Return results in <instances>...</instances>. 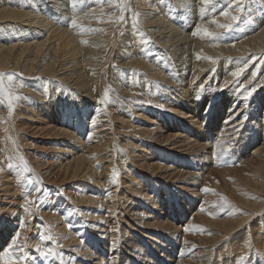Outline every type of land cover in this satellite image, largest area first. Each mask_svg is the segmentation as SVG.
I'll return each instance as SVG.
<instances>
[{
  "label": "bare ground",
  "instance_id": "6f19581e",
  "mask_svg": "<svg viewBox=\"0 0 264 264\" xmlns=\"http://www.w3.org/2000/svg\"><path fill=\"white\" fill-rule=\"evenodd\" d=\"M145 1L0 0V264H264V0Z\"/></svg>",
  "mask_w": 264,
  "mask_h": 264
},
{
  "label": "snow or ice",
  "instance_id": "6c2138e0",
  "mask_svg": "<svg viewBox=\"0 0 264 264\" xmlns=\"http://www.w3.org/2000/svg\"><path fill=\"white\" fill-rule=\"evenodd\" d=\"M78 2V0H72V4H73V7H75L76 3ZM79 2L83 3V0H79ZM108 2H112V0H108ZM204 4H208L209 3V0H203ZM233 5H229V7H232ZM235 7L237 8H241V5L240 4H236ZM124 11H130V9H128L126 6H121V12L123 13ZM223 15L227 16L229 15V13L227 11L225 12H222ZM136 16L138 17V14H136ZM232 19L233 20H237L238 17L236 16H232ZM118 20L120 22H123L125 20V16L122 14L120 17H118ZM133 23L136 24L138 23V20L137 19H134L133 20ZM69 25L71 27H74V28H82L83 26L80 25L77 21V19L75 18H72L70 21H69ZM220 27L222 28H225V29H231L232 25L230 24H224V25H220ZM200 32H202L205 36H211V37H218L219 35L221 34H216V33H212V32H209L207 29H198L197 30V33H194V34H199ZM82 43H87L86 41H82ZM207 59H211V57H206ZM234 76L236 77H239L241 75V72H236V73H233ZM7 77V80L9 82V91L7 93H5V85H4V78ZM14 77H15V74L13 73H3V72H0V96H5L6 100H7V105H8V109H9V112L8 114L11 115L12 113V109H13V101L14 100H18L19 99V96H16L14 95L11 91H10V87H11V82L14 80ZM254 91V90H253ZM252 95V91H247L246 90V95H245V100H247L249 97H251ZM105 96L107 97L108 96V92L105 93ZM120 151H123V149H121ZM20 161H21V170L22 172L24 173H29V172H32L33 170L30 168V166L28 165L27 161L23 158V156H20ZM10 167L12 165H9ZM117 175V170H113V176L115 177ZM28 184L32 186V190L36 191L37 193H40L41 192V187L40 185L42 184V181L39 180V179H32V178H28L27 180ZM205 192H209V191H212L211 189H204ZM225 204L227 203V200L225 198L224 200ZM186 231L188 230L187 228L185 229ZM203 230V229H201ZM17 236H19V233H17ZM48 239H51V237L49 236ZM13 245L16 244V240L14 239L13 240ZM39 250V249H38ZM52 253L50 252H41L40 255L42 256H45L46 258ZM5 255H7V253H5Z\"/></svg>",
  "mask_w": 264,
  "mask_h": 264
},
{
  "label": "rangeland",
  "instance_id": "374dc122",
  "mask_svg": "<svg viewBox=\"0 0 264 264\" xmlns=\"http://www.w3.org/2000/svg\"><path fill=\"white\" fill-rule=\"evenodd\" d=\"M147 1V0H146ZM145 1V2H146ZM157 0H155V2H156ZM194 2H193V5H195L194 3H195V0H193ZM148 2V1H147ZM197 3H199L200 4V2H196V4ZM215 4H216V2H215ZM182 5V4H181ZM223 5V6H222ZM228 4L225 2V0H223L222 2H221V4H220V7L222 6V7H226ZM197 6H199V5H197ZM142 7H146V5L144 4V5H142ZM262 7V5H255V4H253V8H257V9H259V13L260 12H262V9H260ZM143 10V9H142ZM206 10V9H205ZM205 10H204V12H205ZM222 9L220 8L219 9V11H221ZM59 11V10H58ZM173 12H172V14H171V16L169 17V20L171 21V22H173V23H180L181 22V20H182V11L183 12H185L186 13V15L188 14V13H191V8L190 7H185V8H183V7H179L178 8V6H176L173 10H172ZM243 11H244V9H243ZM243 11H241V13L239 14L241 17H242V20H244V16H245V13L243 14ZM144 12V11H143ZM209 12V11H208ZM208 12H206V13H208ZM257 14H258V12H257ZM177 18H179V19H181V20H176ZM194 19V18H193ZM183 21H185L184 19H183ZM257 22H258V19H255V24H253V28H255L257 25H259V24H257ZM254 23V22H253ZM148 45H150V42L148 43ZM147 48H150V49H148V52H149V56L150 57H156L158 54H157V52L155 51V50H153L154 48H152L151 46H149V47H147ZM155 49H157V48H155ZM158 56H161V55H158ZM162 62V61H161ZM162 63H167V61L165 60V61H163ZM107 64H109V65H111L112 64V62L110 61V59H108L107 60ZM86 150H88V149H86ZM84 151V150H83ZM103 161L104 160H101L100 161V164L101 163H103ZM213 191L216 193V197L214 198L215 200H217V201H219L220 203H222V204H219L218 206H217V209H218V213L219 214H226V213H229L232 209L234 210V211H236V207H237V204H235V203H232V202H227L226 204H225V202H224V200L225 199H223L222 198V195H221V189L219 188V187H216L215 189H213ZM173 214V213H172Z\"/></svg>",
  "mask_w": 264,
  "mask_h": 264
}]
</instances>
